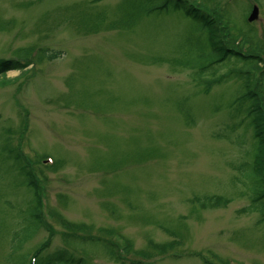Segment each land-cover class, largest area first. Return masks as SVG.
<instances>
[{
    "label": "rangeland",
    "instance_id": "obj_1",
    "mask_svg": "<svg viewBox=\"0 0 264 264\" xmlns=\"http://www.w3.org/2000/svg\"><path fill=\"white\" fill-rule=\"evenodd\" d=\"M162 1L0 0V60H30L0 76V264L27 262L45 242V254L65 248L68 237L86 264H264V223L243 211L237 169L251 145L233 105L241 82L223 77L207 93L199 83L241 64L200 77L214 56L198 60L207 42L181 12L155 9ZM185 1L227 18L232 39L264 54V0ZM5 147L24 154L41 190L40 227L23 245L13 233L33 193ZM197 195L229 201L197 213ZM86 236L116 242V258ZM168 242L164 255L149 248Z\"/></svg>",
    "mask_w": 264,
    "mask_h": 264
},
{
    "label": "trees",
    "instance_id": "obj_2",
    "mask_svg": "<svg viewBox=\"0 0 264 264\" xmlns=\"http://www.w3.org/2000/svg\"><path fill=\"white\" fill-rule=\"evenodd\" d=\"M155 9L172 11L174 13L181 12L186 18L192 20L195 27L199 30L200 36L207 42L206 48L202 47L199 49L197 58L202 62L205 59H209L210 53L209 51H205V49H208L213 54L214 59L200 69L199 73L201 74L197 72L200 77H216L215 75L219 68L221 66L232 65V61L241 64V67L237 70H231L229 73L219 78L216 77L208 80L200 79L199 83L204 85L205 93H207L211 89V85L217 81H221L223 77L227 79L234 78L241 82V93L236 98L235 103H233L235 106L234 111L236 113L235 116L239 117V114L242 115V119L240 120L241 126L244 125L245 132L250 131L251 136L249 157L246 162L241 163L237 167L240 180L245 188V193L248 195L249 202V205L245 207L243 211L256 215L258 217L256 220L258 225L264 223V70L262 68L263 60L256 54L257 51H262V48L257 43L245 37L241 39L237 48H233L231 44L235 41L236 37L232 39L231 36L227 34L226 38L229 43H225L223 26H221L219 20L216 19L215 16L187 3L185 0H163L161 5ZM92 29L93 31H97L101 28L97 26ZM243 44H248L249 46L248 52L245 54H242L240 51ZM41 53L44 58L48 60H53L60 55L59 52L49 53L45 50H42ZM29 61L22 64L21 62L13 60H0V76L5 77L6 73L11 70H23L29 65ZM253 86H257L260 90H254ZM4 151L12 160L16 169L19 170L18 172L23 178L25 186L31 189L33 193L32 201L34 202V206L31 207V212L29 214H23L25 217L24 224L13 233L14 238L22 236L21 244L23 245L32 238L38 230V227H40L39 216L42 209V202L40 200L41 193L35 183L33 172L27 169L28 167L25 165L26 163L22 152L8 147H5ZM228 201V199L217 195H197L191 199L193 211L197 213L203 210L225 208ZM36 210H38V213H36ZM96 237L86 236L83 241L100 244L102 248L110 250L109 254L115 255L116 258L114 250L118 247V244L116 242H106L107 240H103L98 236ZM68 238L64 240L65 248H59L46 254L45 249L48 248L47 242L42 243L35 249L33 256L27 262L25 261L26 258L21 256L22 263L20 264H86L85 260L80 255L74 256L69 251L75 249L83 250L80 248L81 245H79L78 240ZM11 243L13 249V241ZM175 245V242H168L149 246V248L152 250L153 254L164 255L173 251ZM77 246L79 248H77ZM20 248L18 247L13 251L17 252ZM128 248H131L130 244L126 245V250H129ZM139 255H141V253ZM147 257L148 255H143L144 259ZM210 258L212 260L203 258V261L207 264H214V261L220 264V261L216 257L210 256ZM129 264L142 263L140 260H136L134 262H129Z\"/></svg>",
    "mask_w": 264,
    "mask_h": 264
},
{
    "label": "water",
    "instance_id": "obj_3",
    "mask_svg": "<svg viewBox=\"0 0 264 264\" xmlns=\"http://www.w3.org/2000/svg\"><path fill=\"white\" fill-rule=\"evenodd\" d=\"M256 17H257V9H256V7H254L253 9H252V11H251V13H250V15H249V17H248V22H251V21H253L254 19H256Z\"/></svg>",
    "mask_w": 264,
    "mask_h": 264
}]
</instances>
